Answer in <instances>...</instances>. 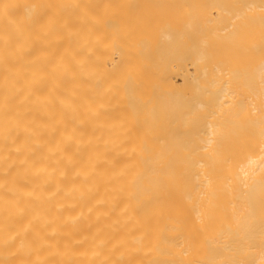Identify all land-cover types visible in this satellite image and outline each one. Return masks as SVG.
Wrapping results in <instances>:
<instances>
[{
  "label": "bare ground",
  "instance_id": "bare-ground-1",
  "mask_svg": "<svg viewBox=\"0 0 264 264\" xmlns=\"http://www.w3.org/2000/svg\"><path fill=\"white\" fill-rule=\"evenodd\" d=\"M0 264H264V0H0Z\"/></svg>",
  "mask_w": 264,
  "mask_h": 264
}]
</instances>
